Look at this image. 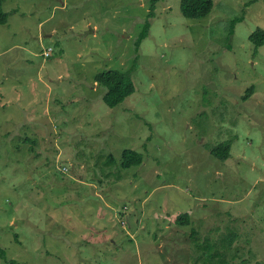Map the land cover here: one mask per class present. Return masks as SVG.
Wrapping results in <instances>:
<instances>
[{"label": "rangeland", "instance_id": "1", "mask_svg": "<svg viewBox=\"0 0 264 264\" xmlns=\"http://www.w3.org/2000/svg\"><path fill=\"white\" fill-rule=\"evenodd\" d=\"M212 1L1 0L0 264H264V0Z\"/></svg>", "mask_w": 264, "mask_h": 264}, {"label": "trees", "instance_id": "2", "mask_svg": "<svg viewBox=\"0 0 264 264\" xmlns=\"http://www.w3.org/2000/svg\"><path fill=\"white\" fill-rule=\"evenodd\" d=\"M160 0H152V7H154ZM213 9L212 0H180V11L184 18L187 19H201L208 16ZM242 19H236L232 21L231 25V34H233L235 24L237 21ZM7 15L1 9V0H0V25L6 24ZM150 30V24L147 22L144 25L143 30L141 31L137 41L136 49L137 52L140 49L142 41L148 36ZM249 38L255 47L258 48L264 45V30L257 28L253 31ZM134 70V67L127 71L111 70L103 73H98L94 76V83L101 85L106 88V93L104 95V101L110 106L115 107L121 102H123L127 97L132 95L135 92L134 83L132 81L131 74ZM213 154L221 159L226 161L230 155V146L228 143H222L217 145L213 149ZM143 163V156L140 153L135 151L126 150L123 153V158L121 166L123 168H129L131 166H139ZM188 222V215L181 214L176 217L177 223ZM231 241V240H230ZM4 252L0 250V257H4ZM7 264H21L14 260H10ZM259 264V263H258Z\"/></svg>", "mask_w": 264, "mask_h": 264}, {"label": "built area", "instance_id": "3", "mask_svg": "<svg viewBox=\"0 0 264 264\" xmlns=\"http://www.w3.org/2000/svg\"><path fill=\"white\" fill-rule=\"evenodd\" d=\"M44 55H45L46 57H48V56H49V53H48V52H45Z\"/></svg>", "mask_w": 264, "mask_h": 264}]
</instances>
